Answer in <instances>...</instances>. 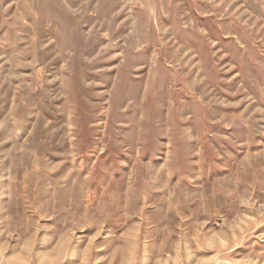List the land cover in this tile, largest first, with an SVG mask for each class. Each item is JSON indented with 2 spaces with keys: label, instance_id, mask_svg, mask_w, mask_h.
Here are the masks:
<instances>
[{
  "label": "rangeland",
  "instance_id": "374dc122",
  "mask_svg": "<svg viewBox=\"0 0 264 264\" xmlns=\"http://www.w3.org/2000/svg\"><path fill=\"white\" fill-rule=\"evenodd\" d=\"M0 264H264V0H0Z\"/></svg>",
  "mask_w": 264,
  "mask_h": 264
},
{
  "label": "bare ground",
  "instance_id": "6f19581e",
  "mask_svg": "<svg viewBox=\"0 0 264 264\" xmlns=\"http://www.w3.org/2000/svg\"><path fill=\"white\" fill-rule=\"evenodd\" d=\"M132 41V40H131ZM122 44V43H121ZM133 44V43H132ZM136 47V46H135ZM134 64V63H133ZM131 67V66H130Z\"/></svg>",
  "mask_w": 264,
  "mask_h": 264
}]
</instances>
